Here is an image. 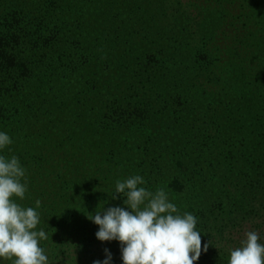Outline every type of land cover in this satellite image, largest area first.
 Segmentation results:
<instances>
[{"label":"rangeland","instance_id":"obj_1","mask_svg":"<svg viewBox=\"0 0 264 264\" xmlns=\"http://www.w3.org/2000/svg\"><path fill=\"white\" fill-rule=\"evenodd\" d=\"M57 2L61 4H54L49 11L55 23L35 22L28 26L22 20V35L27 38L35 32L41 37L47 36L53 28L51 34L56 40L62 35L58 34L59 30L55 28L56 24H60L65 26V31L69 30L67 27L72 28L74 31L69 30V33H76L74 39H81L82 43L67 41L64 47L61 46L62 50L54 51L57 46L52 47L51 41L47 48L40 49L32 45L27 46L34 37L25 39V43L21 38L20 50L22 55L29 53L28 60L30 68H33L32 72L26 77L18 76L17 73L0 74V131L9 134L12 139L32 142L33 145L21 143V146H25V151L38 150L48 154H40L42 159L39 154L34 157L26 156V159L19 156L22 165L27 169L29 184L27 198L19 202L26 207H35V201H41V207L38 209L41 222L38 228L44 229L48 234V239L41 244L47 252L50 264H93L95 260L103 261L106 258L104 249L112 253L111 264H123L120 242L99 240L96 237L99 225L90 220L88 215L114 206L127 208L123 203L126 197L120 193L115 194L116 180L134 174L145 178L147 184L142 186L149 190L155 191L158 187H164L182 213L191 212L197 217L196 227L201 232L202 245L209 241L211 244L207 252L202 251L195 264H228L230 250L240 245L245 232L249 230L259 232L261 242H264V199L259 191L261 184L253 177L249 180L245 175V160L238 153V148L231 145L224 151L215 147L207 133L201 134L203 140L200 143L194 145L193 141L189 142L196 125L210 123L214 117H204L209 100L205 102L204 108L203 104L197 112L198 117L202 114L201 118L195 120L193 115L189 120V126L192 127L180 130L183 136L175 143L168 139L169 132H172L170 124L159 114L152 115L148 120H136L132 117L129 119L130 124L124 123L119 131V138L126 141V136H131L132 139L122 143L123 146L130 147H124L121 152L118 147L110 151L112 142L109 145L100 143V129L104 130L105 123L99 118L101 109L98 108L97 99L86 101L84 94L78 95L76 92L83 86L89 88L97 81L96 71L90 69L88 59H84L81 54L82 50H85L84 38L93 39L95 34H99L96 31H102L105 25L98 26L99 19L92 20L88 11L93 4L84 3L86 0ZM117 2L115 6L121 8V18L124 19H127L131 12H137L147 13L148 15H143L154 20L151 15L156 13L155 6L159 4L165 8L167 17H164L161 23L157 20L152 24L148 20L142 23L148 34L154 29L158 30L152 38L156 41L151 46L158 57L149 61L155 69L163 64L161 59L164 52L175 56L190 43L194 51L201 52L197 56L204 57L208 53V46L215 42L212 40L211 30L216 23L209 24L207 18L200 15V9L189 5L186 0H156L155 3L151 0ZM81 6L84 7L83 11L75 10ZM1 9L2 6L0 28L9 23ZM177 10L184 12L183 15ZM90 12L94 13V10ZM185 13L189 19L184 18ZM65 15L67 18L64 21ZM88 17L90 22L86 24ZM198 19L203 22L201 30L200 27L197 28ZM39 26L45 32H37ZM87 27L96 28L95 33L88 34ZM163 49L166 51L163 52ZM61 51L63 54L59 58L52 57ZM218 57L216 56L217 63ZM157 61L159 63L156 66ZM217 63L207 66L216 67ZM211 72L207 71L201 79L203 86L210 82ZM90 79L93 81H89ZM182 93V103L179 106L183 110L185 98L190 100L192 107L197 105V97L190 98V95L183 91ZM111 105L112 103L104 102L101 107L106 106L109 109ZM176 119L179 120V117ZM222 119L226 120L225 117ZM118 122L119 125L122 123L117 119L116 123ZM147 126L149 130L143 135L135 133L137 128L144 129ZM164 131L169 135L168 138L163 135ZM92 134L98 140L97 154L102 159L98 163L96 173L84 158L90 146V142L87 143L88 136ZM71 135L80 138V153L75 156L77 159H72L73 165L66 164L65 159L70 156L62 154L68 146L72 147ZM41 140L43 145H39ZM51 153L55 154L54 159H61L59 163H53ZM0 154L14 155L8 148ZM232 162H235V168ZM120 166L123 171L118 173ZM114 194L117 197L115 199ZM76 233L79 234L75 236ZM0 264H11V261L0 260Z\"/></svg>","mask_w":264,"mask_h":264},{"label":"trees","instance_id":"obj_2","mask_svg":"<svg viewBox=\"0 0 264 264\" xmlns=\"http://www.w3.org/2000/svg\"><path fill=\"white\" fill-rule=\"evenodd\" d=\"M57 1H1V12H4V18L9 23L0 28V74L17 73L18 76L26 77L32 72L33 68H30L28 60L29 53L22 55L20 50L21 38L25 43V39L34 37L27 46L32 45L40 49L47 48L51 41L52 47L57 46L53 49L54 51L62 50L67 41L82 43L81 39H74L76 33H69V30H73L72 28L67 27L69 30L65 31V26L60 24H56L55 28L59 30L58 34L62 35L56 40L51 34L53 28L47 36H42L43 38L35 32L27 38L22 35L24 31L21 28L22 20L28 26H32L35 22L38 24L55 23L49 11L54 4L60 3ZM155 1L151 0L152 3ZM183 1L179 0V2ZM186 1L197 10L200 9V15L206 17L209 24L216 23L211 30L213 31L212 40L215 42L208 46L206 50L208 53L204 57L203 55L197 56L201 52L194 51L190 43L175 56L165 53L166 50L163 49L161 59L163 64L159 66V62H155L156 66L158 65L155 69L149 61L158 57L151 47L156 41L152 38L158 30L154 29L148 34V30L142 23L147 20L151 24L154 20L161 23L163 18L167 17V13H164L165 8L159 4L155 6L156 13L151 15L154 20L145 16L148 15L147 13L137 12H131V15L124 19L121 18L123 17L121 8L115 6L118 3L117 0H86L84 3L93 4L90 11L94 10V13L88 11L92 20L99 19L98 26L104 24L105 28L102 31H96V28L87 27L89 28L88 34H93L95 31L99 34H95L96 36L91 40L84 38L85 50H82L81 56L88 59L90 69L96 71L97 81L89 88L83 86L76 93L84 94L87 97L86 101L97 99L98 108L101 109L99 118L105 123L104 130L100 129V134H102L99 138L100 143L109 145L112 142L113 147L110 151L118 147L120 152L124 147H130L123 146L122 143L132 137L126 136V141H122L119 138V131L122 130L124 123L130 124L129 119L132 117L136 120H148L152 115L159 114L166 118L164 121L170 124L172 132H169L170 136L165 131L162 134L165 137L169 136L167 138L175 143L183 136L180 130L192 127V125L189 126V120L193 115H195V120L201 118L202 114L198 117L197 112L203 104L204 108L205 102L209 100L206 103L208 109L204 117L210 115L214 117L211 118L210 123L196 125V130L189 138V142L193 141L194 145L200 143L203 140L201 134L207 133L212 138L210 142L213 141L215 147L224 151L228 146L235 145L238 153L245 160L243 168L245 175L249 180L253 177L261 184L259 191L264 199V0ZM75 10L83 11L84 7L81 6ZM177 11L180 15L184 13L181 10ZM66 18L67 15L63 20L65 21ZM184 18L189 19L187 13ZM87 19L89 20L85 23L89 24L90 18ZM197 23V28L203 24L199 19ZM39 31L45 32L41 30V26L37 32ZM38 36L39 38H36ZM62 54L61 51L52 57L59 58ZM216 56H219L218 63ZM214 63H217L215 68L207 66L208 64L215 65ZM207 71H212L211 79L206 86H203L200 81ZM182 91L190 95V98L197 97V105L200 106L192 107L190 100L185 98L183 110L179 106L182 103V99L180 103ZM104 102L112 103L109 109L106 106L101 107ZM178 117L179 120L176 119ZM223 117L226 120H223ZM117 119L122 121L120 125L119 122L116 123ZM162 127L165 128L163 125ZM147 130H149L148 126L144 129L137 128L135 133L143 135ZM71 136L73 138L72 147L66 145L68 149L62 154L70 156L65 159L66 164L73 165L72 159L80 153L78 147L80 138ZM13 141V146H8L11 149L9 152L18 157L21 156V159L38 154L42 159L41 155L46 154L38 150L25 151L23 148L25 146H21V143L33 145L32 142L24 139L19 141L17 138ZM97 141L94 134L88 136L87 143L90 142V146L84 156L95 173L99 168V161L102 160L97 154L99 146L96 144ZM39 145H43L42 140L39 141ZM229 151L232 153L231 149ZM50 157L55 164L61 160L54 159V153H51ZM232 165L235 168V162H232ZM122 171L120 166L118 173ZM109 174L110 172L108 177ZM173 182H171L172 185ZM78 234L76 233L75 236Z\"/></svg>","mask_w":264,"mask_h":264},{"label":"clouds","instance_id":"obj_3","mask_svg":"<svg viewBox=\"0 0 264 264\" xmlns=\"http://www.w3.org/2000/svg\"><path fill=\"white\" fill-rule=\"evenodd\" d=\"M12 137L0 131V152L13 144ZM11 151L10 148H8ZM27 169L16 155L0 154V260L11 264H50L41 242L48 234L38 228L41 201L24 206L29 192ZM140 174L117 179L115 194H123L127 208L114 206L97 211L88 218L99 225L96 237L117 240L123 264H195L210 241L202 245L197 217L181 212L164 187L149 190ZM113 198H117L116 195ZM93 264H111L112 253ZM228 264H264V242L259 232L246 231L240 245L230 250Z\"/></svg>","mask_w":264,"mask_h":264}]
</instances>
